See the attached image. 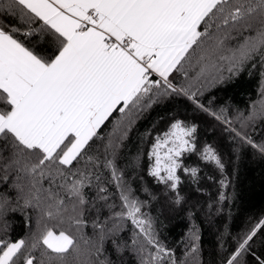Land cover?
I'll return each instance as SVG.
<instances>
[{"label": "snow or ice", "instance_id": "1", "mask_svg": "<svg viewBox=\"0 0 264 264\" xmlns=\"http://www.w3.org/2000/svg\"><path fill=\"white\" fill-rule=\"evenodd\" d=\"M0 16L19 25L0 21V264H125L107 254L109 240L132 264H189L190 256L200 264L199 230L178 258L118 167V151L145 110L176 95L264 156V139L246 131L264 121V108L230 119L228 108L201 101L249 65L250 75L259 66L264 94V0H0ZM196 132L173 118L152 138L148 175L174 193L178 172L198 175L187 155L224 169L212 145L197 146ZM105 139L103 153H92ZM182 200L177 193L174 203ZM25 210L28 232L14 239L3 218ZM261 231L264 219L221 264H249L246 256L264 264V252L253 251Z\"/></svg>", "mask_w": 264, "mask_h": 264}, {"label": "trees", "instance_id": "2", "mask_svg": "<svg viewBox=\"0 0 264 264\" xmlns=\"http://www.w3.org/2000/svg\"><path fill=\"white\" fill-rule=\"evenodd\" d=\"M0 21L5 25L19 26L17 21L7 16H0ZM249 68L250 65L233 79L205 91L201 97L202 103L208 106L211 101L213 110L228 108L230 119L238 112L247 115L253 106L257 110L264 108L259 66L252 69L251 75ZM118 115L114 113V117ZM173 118L195 124L197 146L202 148L205 144L212 145L224 164L221 171L214 163L203 161L196 153L187 155L184 164L197 167L199 172L195 181L183 171L178 172L181 183L177 193L183 197L179 205L174 203L177 193L157 183L147 171V153L152 138L164 131ZM233 126L239 129V122L233 120ZM110 131L111 124H108L102 129V134ZM246 131L255 141H261L264 139V121H256ZM148 132H151V136L146 137ZM233 136L227 130V125L196 109L185 97L173 95L162 98L145 110L119 148L116 161L118 167L124 169L125 179L131 183L134 194L146 201L143 211L152 217L159 239L173 249L178 258L184 257L185 245L190 247V230L195 227L200 237V264H221L235 249L237 241L264 219V156L255 152L251 146L241 145ZM105 143L106 139L97 140L91 152L103 153ZM138 153H141L140 167L128 166ZM221 180L225 181L227 187L221 186ZM0 190H3V186H0ZM221 193L228 197L223 202L219 201ZM9 195L14 197L15 193L10 192ZM25 213L32 214L31 210L8 212L3 218L14 239L24 237L28 232L30 225L25 220ZM103 214L107 215V212ZM31 226L34 228V220ZM128 227L131 228V225ZM85 232L92 235L91 225ZM128 235L127 230L120 234L122 238ZM261 238H264V231L258 233V239L253 245V251L257 254L264 252ZM105 248L111 259H123L125 264H132L129 253L125 252L123 257L116 255L111 240L106 242ZM245 259L253 264L250 256ZM188 260L189 264H195L191 256Z\"/></svg>", "mask_w": 264, "mask_h": 264}]
</instances>
